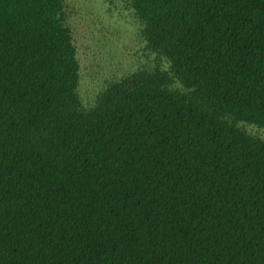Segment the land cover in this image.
<instances>
[{
	"label": "trees",
	"instance_id": "trees-1",
	"mask_svg": "<svg viewBox=\"0 0 264 264\" xmlns=\"http://www.w3.org/2000/svg\"><path fill=\"white\" fill-rule=\"evenodd\" d=\"M126 1L170 68L86 108L64 0H0V264H264V0Z\"/></svg>",
	"mask_w": 264,
	"mask_h": 264
},
{
	"label": "rangeland",
	"instance_id": "rangeland-1",
	"mask_svg": "<svg viewBox=\"0 0 264 264\" xmlns=\"http://www.w3.org/2000/svg\"><path fill=\"white\" fill-rule=\"evenodd\" d=\"M64 22L71 29L80 63L78 94L86 108L111 82L140 69L169 70L142 34L143 21L126 0H64ZM174 87H182L176 82ZM249 134L264 140V127L240 121Z\"/></svg>",
	"mask_w": 264,
	"mask_h": 264
}]
</instances>
